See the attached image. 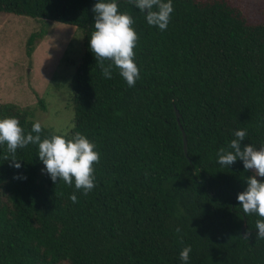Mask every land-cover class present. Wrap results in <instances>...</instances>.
Instances as JSON below:
<instances>
[{
	"label": "trees",
	"instance_id": "1",
	"mask_svg": "<svg viewBox=\"0 0 264 264\" xmlns=\"http://www.w3.org/2000/svg\"><path fill=\"white\" fill-rule=\"evenodd\" d=\"M96 2L0 0V13L82 32L69 134L85 133L100 152L96 186L84 195L41 171L36 145L17 149L19 169L0 146V264H180L187 245L190 264H264L260 217L244 214L237 200L252 169L240 160L221 166L216 156L237 128L247 129L242 147L264 145V20L228 0H174L160 31L118 0L139 36L140 78L129 87L115 68L105 78L89 48ZM46 32L29 38L28 56ZM5 116L26 130L34 122L15 104H0ZM53 133L43 127L41 135Z\"/></svg>",
	"mask_w": 264,
	"mask_h": 264
},
{
	"label": "clouds",
	"instance_id": "2",
	"mask_svg": "<svg viewBox=\"0 0 264 264\" xmlns=\"http://www.w3.org/2000/svg\"><path fill=\"white\" fill-rule=\"evenodd\" d=\"M140 12L145 14L148 25L165 31L172 19L174 0H129ZM94 30L89 40V48L98 62L105 78H111L113 69L129 87H134L140 78V68L136 62L134 49L138 43V33L133 27L135 20L127 11H121L118 0H97L93 5ZM43 126L39 120L26 130L18 117L0 118V146L6 147L13 167H22L16 159L17 149L29 145L38 147V157L43 163L42 172L55 183L63 181L66 185L87 195L96 186L95 164L100 161L97 144L80 131L69 134L57 131L51 136H43ZM247 129L237 128L233 132L227 147H221L217 153V163L229 168L237 160L242 161L245 170L252 169L253 174L246 177V187L237 194V200L244 214H256L255 238L264 239V145L257 147L252 143L241 146L247 137ZM17 179L26 176L17 174ZM73 203L77 201L76 192L70 195ZM180 231L179 228L176 229ZM192 247L185 246L179 253L180 264H190Z\"/></svg>",
	"mask_w": 264,
	"mask_h": 264
},
{
	"label": "rangeland",
	"instance_id": "3",
	"mask_svg": "<svg viewBox=\"0 0 264 264\" xmlns=\"http://www.w3.org/2000/svg\"><path fill=\"white\" fill-rule=\"evenodd\" d=\"M228 1L252 21L264 20V0ZM41 31L47 32L33 42L28 56L29 38ZM83 54V34L73 26L0 13V104L28 108L34 121L54 133L70 132L74 126L71 81Z\"/></svg>",
	"mask_w": 264,
	"mask_h": 264
},
{
	"label": "water",
	"instance_id": "4",
	"mask_svg": "<svg viewBox=\"0 0 264 264\" xmlns=\"http://www.w3.org/2000/svg\"><path fill=\"white\" fill-rule=\"evenodd\" d=\"M179 113L176 111V118L177 120L179 121ZM180 125V124H179ZM182 134H183V140H184V151L185 153L187 152V147H186V138H185V134L183 133V130H182ZM245 230H246V222H244L243 224V227H242V233H243V237L244 238H247L249 236V233H245Z\"/></svg>",
	"mask_w": 264,
	"mask_h": 264
}]
</instances>
